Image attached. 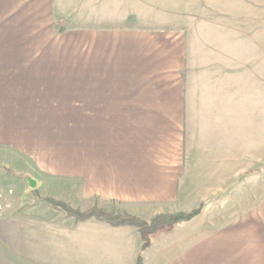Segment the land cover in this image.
Here are the masks:
<instances>
[{
  "label": "crops",
  "instance_id": "0c3cea01",
  "mask_svg": "<svg viewBox=\"0 0 264 264\" xmlns=\"http://www.w3.org/2000/svg\"><path fill=\"white\" fill-rule=\"evenodd\" d=\"M201 1L199 23L137 27L77 0H0V144L37 154L82 211L202 208L149 234L141 264H264V0ZM75 224L105 241L40 232L29 264L137 263L135 228Z\"/></svg>",
  "mask_w": 264,
  "mask_h": 264
},
{
  "label": "rangeland",
  "instance_id": "374dc122",
  "mask_svg": "<svg viewBox=\"0 0 264 264\" xmlns=\"http://www.w3.org/2000/svg\"><path fill=\"white\" fill-rule=\"evenodd\" d=\"M58 3L59 0H54L55 7ZM118 6H122V15L117 13ZM203 7L201 0H77L74 11L75 13L85 11L87 14L90 11L97 17L105 16L110 19L114 17L117 20L126 18L125 13L127 12L133 13L134 16L130 14L128 18L134 17L137 21L119 20L117 24L138 27L152 26L155 23H164V21L183 23L186 17L185 12L189 10L193 12L194 21L199 23L200 16L195 15L194 12L195 9L200 10L198 8ZM99 22L100 19L97 23ZM193 33L196 34L197 31ZM8 153L5 151V146L0 144V264H26L27 262L29 264L28 254L36 248L30 243L43 242L45 239L35 236L40 232H44L42 234L45 236L47 230L74 229L76 237L79 238L80 247L88 246L89 242L98 247L105 241L101 233L106 229H101L97 225L77 229L72 218L46 202V199H52L81 212L88 208L87 200L78 199V196L71 192L70 185L56 181L54 175H43L37 154L29 153L31 154L29 158L18 151L14 154ZM261 171L263 167H257V172ZM258 177L260 183H256L257 194L258 188L264 186V174L257 175ZM259 201L261 199L257 196L256 202ZM201 210L202 208L197 216L200 215ZM141 221L150 223L151 219ZM115 239L112 238L110 241L113 243Z\"/></svg>",
  "mask_w": 264,
  "mask_h": 264
},
{
  "label": "trees",
  "instance_id": "16d2710c",
  "mask_svg": "<svg viewBox=\"0 0 264 264\" xmlns=\"http://www.w3.org/2000/svg\"><path fill=\"white\" fill-rule=\"evenodd\" d=\"M46 202L49 203L52 207H56L62 210L67 217L72 218L76 223H83L89 220H96L99 222L106 223L111 227L128 226L135 228L141 240L140 253L138 255L136 264H141L142 253L148 247L149 244V234H151L157 228L162 226L188 222L194 217H196L200 212L199 207L187 213H175L156 216L151 219L150 223H146L130 215H118L114 214L113 212L100 210L96 207H92L86 211L81 212L75 209H71L64 203L52 199H46Z\"/></svg>",
  "mask_w": 264,
  "mask_h": 264
},
{
  "label": "water",
  "instance_id": "95a60500",
  "mask_svg": "<svg viewBox=\"0 0 264 264\" xmlns=\"http://www.w3.org/2000/svg\"><path fill=\"white\" fill-rule=\"evenodd\" d=\"M31 186L33 187V184H31Z\"/></svg>",
  "mask_w": 264,
  "mask_h": 264
}]
</instances>
